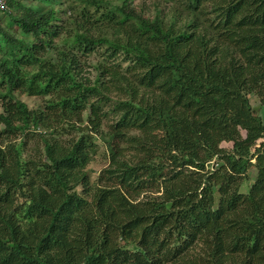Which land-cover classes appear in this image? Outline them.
Instances as JSON below:
<instances>
[{"label": "trees", "instance_id": "1", "mask_svg": "<svg viewBox=\"0 0 264 264\" xmlns=\"http://www.w3.org/2000/svg\"><path fill=\"white\" fill-rule=\"evenodd\" d=\"M6 1L0 264H264V0Z\"/></svg>", "mask_w": 264, "mask_h": 264}, {"label": "rangeland", "instance_id": "2", "mask_svg": "<svg viewBox=\"0 0 264 264\" xmlns=\"http://www.w3.org/2000/svg\"><path fill=\"white\" fill-rule=\"evenodd\" d=\"M21 1V3L22 4H24L25 6H29V5H33V6H36V5H40L41 3H40V1L41 2H43L42 0H20ZM121 0H116V2L117 3H119ZM62 2L64 3V4H67L66 2H65V0H51V1H49V2H44V3H46V6L47 7H52L53 9H58L57 8V6H54V4L55 3H61L62 4ZM140 2V0H135L134 1V5H136L137 3H139ZM68 5V4H67ZM14 13H17V14H21V11H18V10H14ZM148 15H149V17H153L154 16V13H152V12H148ZM0 17H2V18H0V19H2L1 20V26L5 29V30H7L8 31V27H9V24H8V18H5V15L3 16V15H0ZM9 32H11L12 34H14V35H16L17 37L20 35V32H19V30L15 27V26H11L10 28H9ZM1 54V53H0ZM24 101H25V103L30 107V108H35V107H37V106H39V99L38 98H30V97H27L26 95H22V97H21ZM251 106H252V108H253V110H254V112L257 114V115H259V116H261L262 118H264V107L263 106H261V105H259L258 103H257V101L256 100H254V98H252L251 99ZM237 133H238V135L239 136H242V135H244V133H243V131L242 130H240V129H238L237 130ZM223 147H225V148H230L231 147V143H225V144H223ZM215 165V163H214V161H212L211 162V167H213ZM248 175H249V177H250V182H249V184L250 183H252V180H253V178L255 177V170L253 169V168H250L249 169V172H248ZM246 188H247V186H242V188H241V192H245V190H246Z\"/></svg>", "mask_w": 264, "mask_h": 264}, {"label": "built area", "instance_id": "3", "mask_svg": "<svg viewBox=\"0 0 264 264\" xmlns=\"http://www.w3.org/2000/svg\"><path fill=\"white\" fill-rule=\"evenodd\" d=\"M7 11H8L7 1L0 0V15H3Z\"/></svg>", "mask_w": 264, "mask_h": 264}]
</instances>
